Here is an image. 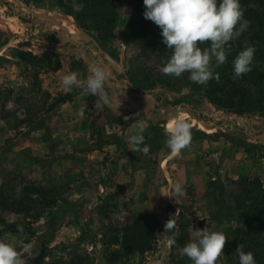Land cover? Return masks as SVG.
<instances>
[{"label": "rangeland", "instance_id": "374dc122", "mask_svg": "<svg viewBox=\"0 0 264 264\" xmlns=\"http://www.w3.org/2000/svg\"><path fill=\"white\" fill-rule=\"evenodd\" d=\"M71 4L73 8L80 7L73 2ZM116 4L120 30L116 28L112 34H104V39L99 43L94 34H87L78 28L72 16L70 18L64 14L58 0H0V186L6 183L9 187H15L13 193L17 197L23 185L20 180H25L43 188L45 199L53 200L51 204H43L45 209L42 208V216L32 221L33 232H6L1 235L0 241L21 251V240L30 243L32 248L36 245V238L52 228L53 233L45 242L46 255L40 264H107L104 256L118 249L113 239L121 237L124 227L135 217L141 216L147 218L151 226L155 224L153 246L143 254L127 256L122 262L114 264H191L181 250L194 241L190 238V228L192 220H195L200 221L201 229L207 227L226 236L223 254L217 264H231L225 253L236 226L233 202L243 186L241 179L244 180V177L234 185L229 178L218 177L213 172L216 178L207 181L205 194L200 200H195L189 189L183 195H170V191L166 193L164 187L159 190L164 184L159 183L162 182L160 169L165 170L166 167L164 161L162 168L160 165L168 150L167 136L161 132L163 127L150 138L155 139L158 135L157 139L163 141L158 147L160 153L153 154L147 162L143 160L141 179L145 185L142 186L143 191L135 192L132 186L119 184L124 179L116 173V161L112 159L106 162L108 157L116 158L120 143L113 127L104 124L99 99L83 95L78 88L71 93L62 91L54 96L43 88L41 76L61 65L69 68L71 64L70 70L73 69V61L63 56L69 54L71 47H58L59 41L54 31H60L63 40L73 38L83 43L82 47L76 49L77 57L95 59L100 56L105 59V66L109 65L107 68L110 75L115 77L116 84L121 80L128 89L136 90L140 95L156 94L160 98L166 91L177 95L189 91L190 99L189 96L175 98L171 106H189V111L181 107L175 115L179 117L177 119L189 123L192 138L204 132L199 122H208V114H199V120L195 119V114H198L199 96L208 102L207 84H194L183 74L179 78L166 76L159 68L167 59L142 57L126 27L127 13L131 15L130 0H117ZM33 14L47 17L59 23L61 28ZM92 39L97 45L90 41ZM97 47L101 49L100 52ZM116 65L123 68L122 72L116 70ZM216 67L213 59L210 70L214 72ZM81 76L82 71H79V78ZM233 77L237 78L234 74ZM73 98L77 99V111L72 115L77 112L75 119H84L89 123L90 138L84 133V139L83 136L70 139L69 125H66V131L61 132V137L54 138L51 121L58 101H72ZM211 108L221 114V118L218 116L220 121L224 116L233 117L216 106ZM193 116L196 117L193 119ZM24 125L34 130L43 129L47 151L45 157L38 156L28 148L23 149L30 141L29 131ZM145 139H148V134ZM41 170L47 172V178H41L45 176ZM105 182L108 189L103 187ZM119 185L121 188H118ZM3 217L8 222L25 223L19 214L6 212ZM173 218L175 227L165 229V224ZM83 232L84 240H79ZM173 235L175 243L171 244L169 240ZM21 255L26 260L31 253L21 251Z\"/></svg>", "mask_w": 264, "mask_h": 264}, {"label": "crops", "instance_id": "0c3cea01", "mask_svg": "<svg viewBox=\"0 0 264 264\" xmlns=\"http://www.w3.org/2000/svg\"><path fill=\"white\" fill-rule=\"evenodd\" d=\"M129 15L130 13L128 12L126 16L127 19ZM49 22L57 24V26L61 28L59 23L51 19H49ZM119 27L118 25L117 31L120 30ZM122 29L125 30L124 27ZM54 32H56L57 41H59L58 47L60 49L65 46L67 48L68 46L71 47L69 54L63 56L73 61L74 64L72 63V70H70L71 64L69 63V68L61 65L55 71L49 72V74L43 77L41 76L43 88L52 96L63 91V86L61 84L63 75L70 72H77L79 74V71H82L80 79H85L87 75H89L91 67L96 64L105 65V59L100 56L95 59L87 56L77 57L76 49L82 47L83 43L75 41L73 38L63 40L62 38H64V36L60 35V31ZM73 32L74 30L71 31V33ZM90 41L97 45L94 39ZM100 50L99 47H97V51L100 52ZM61 52L63 53L64 51ZM106 66L108 67L109 65ZM116 68H118L116 69L117 71L122 72V67L118 65ZM110 74L111 73H109L106 84V92L110 97L111 105L105 104L101 100H99V104L105 126L110 125L113 127V130H115L114 132L118 135L120 144L116 158L108 157L106 162H110L112 159L116 161V173L119 178L124 179L123 182L119 183L120 185L125 183L128 184L127 186H132L135 192L143 191L142 186H144L145 183L142 184L143 181L141 179L144 169L142 162L143 160L144 162L149 161L153 154L158 155V153H160L158 147H160V144L163 142L160 141L161 139H157L159 138L158 135L155 136V139L150 138L163 127L164 130L161 131L162 135H166L168 116L173 117V122L177 120L178 116L175 114L179 113L181 107L184 108V106L181 105L180 108H172L171 103L173 99L187 98L185 96H189L188 99H190L191 94L188 95L190 93L189 91L178 95L166 91L162 93L161 98L156 94H150L149 96L140 95L138 91L132 90L131 88L128 89L121 80L116 84L115 77ZM161 99L164 100V102H162ZM76 100V98H73L72 101L64 100L55 108V115H53L51 121V126H53L54 129L52 130L54 138L56 136L61 137V132L67 130L66 125L70 126L68 128L70 131L68 137L70 139L82 138L81 136H83L82 139H84L86 136L84 133H87L88 138H90L89 123L84 119H75L77 112L72 115L77 109V105H75ZM198 102V114H195L197 115L195 119L199 120V114L204 116L208 114L210 120L208 122H199L204 132L194 136L185 151L182 150L175 156L170 154L169 149L165 152V157L161 161L160 166L162 168L164 161L166 167L165 170L160 169L162 182H159L161 185L163 182L164 184L162 187L160 186L161 188L159 190H162L164 187V191L167 193L170 191L169 186L171 184L179 183L182 186L183 192L189 189L194 194L195 200H200L205 194L207 181L216 178L213 172H215L218 177L229 178L233 181L234 185L240 178L244 177L247 180L257 179L264 186V108L260 112L246 113L243 116H224V119L220 121L219 117L221 118V114L219 115L218 112L211 108L205 98L199 96ZM187 107L189 106L185 105L187 110L184 109L189 111ZM194 117L196 116H193V119ZM134 122L143 123L145 127L144 134H146V137L148 134V139H145V144L149 146L150 151L147 154L133 151L132 145L129 143V138L132 135L131 125ZM163 123L165 124L164 126ZM24 127L29 131L28 139H30V141L27 142L23 149L28 148L38 156L45 157L47 151L45 150L46 142L43 138V129L38 128L34 130L31 129L32 127L29 125H24ZM205 153H218L220 156L217 162L205 166L201 163V156ZM171 164L172 166H170ZM175 164L177 165L176 167ZM40 172L45 175L41 178L48 177L45 170H41ZM107 179L108 178H106V180ZM107 185H109V183ZM120 185L118 188H121ZM103 187L108 189L106 182L103 183ZM151 188H153V186L149 187V189ZM149 189H147V191H149ZM169 204L171 206L170 202L168 205ZM199 222L200 221L192 220L190 228L191 240L196 239L193 231L201 229L198 224ZM168 250H170L169 246Z\"/></svg>", "mask_w": 264, "mask_h": 264}, {"label": "trees", "instance_id": "16d2710c", "mask_svg": "<svg viewBox=\"0 0 264 264\" xmlns=\"http://www.w3.org/2000/svg\"><path fill=\"white\" fill-rule=\"evenodd\" d=\"M58 1L64 14L72 16L78 28L87 34H94L99 43L105 35L112 34L119 24L117 0ZM72 2L80 7L73 8ZM130 3L131 15L126 26L141 56L168 60L171 52L162 43L161 30L144 18L146 7L143 0H130ZM240 4L244 18L250 22V26L238 39L230 42V48L226 51V62L216 67L213 72L214 75L218 73L219 79L210 80L206 90V97L211 106L234 116L262 111L264 98V0H240ZM205 46L207 45H201ZM248 46L256 49L252 71L240 78H234L231 62ZM183 76L187 77L188 73H184ZM62 101L64 100L58 102ZM20 182L23 185L17 197L13 193L15 187H9L6 183L0 186V237L6 232H18V225L23 226L26 233L33 232L32 221L42 216L45 209L43 204L53 203L52 199H45L43 188L25 180ZM241 182L243 186L240 187L241 190L233 202V221L236 226L226 247V259L231 264H238L235 252L238 245L243 244L245 252L250 251L254 254L256 264H264V186L257 179H241ZM6 212L22 215L25 223L6 221L3 217ZM148 223L147 218L138 216L127 224L122 236L113 239L118 249L104 256L106 263L122 262L121 260L127 256L149 251L156 234L155 224L151 226ZM52 233L51 228L36 238V245L31 248V255L27 257L26 264L41 263L46 255L45 242ZM84 236L83 232L79 240H84ZM94 244L96 245V242Z\"/></svg>", "mask_w": 264, "mask_h": 264}, {"label": "clouds", "instance_id": "9594fccd", "mask_svg": "<svg viewBox=\"0 0 264 264\" xmlns=\"http://www.w3.org/2000/svg\"><path fill=\"white\" fill-rule=\"evenodd\" d=\"M143 3L146 7L144 18L159 27L162 43L171 52L159 71L175 78L188 73V79L194 84L204 85L212 79H219L218 73L214 75L210 70V64L213 59L217 67L224 64L230 42L238 39L250 26V22L244 18L240 0H143ZM255 51L253 46H248L236 55L232 62L235 77L240 78L252 71ZM108 78L107 66L96 64L90 68L85 79H80L77 72H70L62 76L61 84L65 93L78 88L83 95L97 97L103 103L111 105L106 92ZM131 129L129 143L133 151L147 154L150 149L145 144L143 123L134 122ZM166 136L170 154H179L191 142L189 123L183 119L169 123ZM169 190L170 195H183L179 183L171 184ZM174 218L165 224V229L175 227ZM17 231L23 233V226L18 225ZM193 232L196 239L182 248V254L191 264H217L223 254L226 236L221 232L210 231L207 227ZM169 243H175V235L170 238ZM20 248L23 253L30 254L31 244L21 240ZM21 251L0 241V264H26ZM235 253L238 264H256L254 254L245 252L243 244L238 245Z\"/></svg>", "mask_w": 264, "mask_h": 264}, {"label": "built area", "instance_id": "2783aa9c", "mask_svg": "<svg viewBox=\"0 0 264 264\" xmlns=\"http://www.w3.org/2000/svg\"><path fill=\"white\" fill-rule=\"evenodd\" d=\"M219 154L218 153H205L204 155L201 156V163L205 166H208L212 163H215L219 159Z\"/></svg>", "mask_w": 264, "mask_h": 264}, {"label": "water", "instance_id": "95a60500", "mask_svg": "<svg viewBox=\"0 0 264 264\" xmlns=\"http://www.w3.org/2000/svg\"><path fill=\"white\" fill-rule=\"evenodd\" d=\"M35 17H37V18H40V19H43V20H48L49 21V19L48 18H46V17H43V16H40V15H36V14H33ZM100 50V49H99Z\"/></svg>", "mask_w": 264, "mask_h": 264}, {"label": "bare ground", "instance_id": "6f19581e", "mask_svg": "<svg viewBox=\"0 0 264 264\" xmlns=\"http://www.w3.org/2000/svg\"><path fill=\"white\" fill-rule=\"evenodd\" d=\"M167 118H168V120H167L168 121V124L173 122V119H172L173 117L168 116Z\"/></svg>", "mask_w": 264, "mask_h": 264}]
</instances>
